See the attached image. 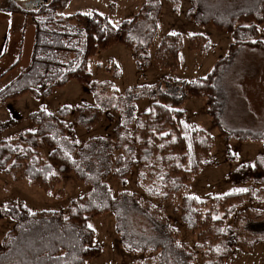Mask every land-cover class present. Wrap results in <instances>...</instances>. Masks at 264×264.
I'll return each mask as SVG.
<instances>
[{
    "label": "trees",
    "instance_id": "1",
    "mask_svg": "<svg viewBox=\"0 0 264 264\" xmlns=\"http://www.w3.org/2000/svg\"><path fill=\"white\" fill-rule=\"evenodd\" d=\"M192 1L195 8L190 16H195L197 23H213L231 34L227 55L206 77L194 81L162 77L154 84L117 95L112 83L94 82L88 70L90 58L101 50L116 44L126 46L133 51L139 70L151 63L171 71L182 66L181 33L165 35L154 56L150 55L159 31L162 0H146L132 19L119 25L98 12L62 16L71 0H50L34 11L8 0L4 11L30 17L35 39L29 66L0 91V102L27 94L49 95L75 80L89 86L96 105L66 106L57 114L33 112L28 118L34 131L0 141V172L27 180L48 193L60 184L61 175L70 173L91 187L89 193L71 202L67 214L33 212L24 203L3 207L0 218L10 219L14 225L0 247V264H87L101 252L89 221L110 212L127 253L155 255L137 264H197L196 251L180 242L179 232L157 205L128 191L114 197L105 180L111 176L127 185L135 166H139L138 177L149 199L166 202L179 195L176 212L186 229L196 235L201 264H225L234 256L241 243L240 233L227 222L248 203H264V184L252 183L245 192H236L239 188L235 187L212 198L182 194L209 166L214 147L209 133L184 122L182 107L190 96L205 98L206 113L226 141L264 144V123L249 125L238 117L243 104L239 84L242 63L247 53L264 57L259 29L264 23V0H258L257 9L246 11H238L235 4L225 8L220 0L219 5L209 4L211 0ZM189 48L206 56L212 43L207 36L196 34L190 37ZM107 89L114 93L103 95ZM146 100L153 101L150 110L138 112L137 104ZM116 111L121 113V123L113 128V138L94 137L80 145L75 127L91 128L103 118L112 123ZM68 117L72 120L66 121ZM10 123H0V130ZM44 146L50 149L47 159L41 153ZM135 218L146 221L149 232L138 230Z\"/></svg>",
    "mask_w": 264,
    "mask_h": 264
},
{
    "label": "rangeland",
    "instance_id": "2",
    "mask_svg": "<svg viewBox=\"0 0 264 264\" xmlns=\"http://www.w3.org/2000/svg\"><path fill=\"white\" fill-rule=\"evenodd\" d=\"M49 1L14 0L19 7L28 11H34ZM145 1L71 0L61 14L65 17L76 13L98 12L107 16L115 25H119L124 20L132 19ZM218 1L211 0L209 4L219 5ZM220 1L225 2L226 5L223 6L225 8L235 4L239 7L238 11L249 10V7L258 8V0ZM162 4L159 31L150 49V55L154 56L165 35L181 33L184 38L182 66L176 71H171L158 69L151 63L148 68L139 70L133 51L124 45L116 44L90 58L88 70L94 82H110L117 95H121L129 88L154 84L162 77L194 81L206 77L215 63L227 54L233 41L231 34L215 28L213 23L208 25L197 23L195 16H190L191 10L195 8L192 0H162ZM7 7L8 0H0V91L29 66L35 39V26L31 18L20 14H9L4 11ZM259 29L260 38L264 41V23L260 24ZM196 34L207 36L212 43V50L208 55L202 56L189 48L190 37ZM117 68H119L118 73ZM241 71L243 75L239 84L243 104L242 114L238 117L246 124L257 126L264 123V57L247 53ZM166 88V85H163V89ZM113 89L105 90L103 95L110 96L114 93ZM80 103L96 105L89 86L75 80L70 81L63 88L53 89L49 95L34 97L27 94L5 103L0 102V123L11 121L5 129L0 130V141L11 140L25 131H34L35 127L28 118L33 112L46 110L57 114L63 107H75ZM152 103L151 100L138 103V112L149 111ZM182 109L186 113L184 122L187 125L205 130L214 139L209 166L193 178L182 194L212 198L226 194L235 187L246 189L252 183L264 184V144L251 141H226L206 113L205 98L190 96ZM112 114L115 117L112 123L107 118H103L91 128L75 127L80 145L84 146L94 137L113 138L112 130L121 123V113L116 111ZM71 120V117L66 119V121ZM41 153L47 159L50 149L44 146ZM138 173L139 166H135L127 185H123L111 176L105 182L111 188L114 197L128 191L137 193L157 205L179 232L180 242L196 251V263L201 264V253L196 249V235L186 229L180 214L176 212V206L180 202L179 195L166 202L149 199L145 196ZM60 178V184L48 193L27 180L15 179L7 173L0 172V211L12 203H24L33 212L58 211L67 214L71 202L89 193L91 187L80 182L73 173L63 174ZM261 194L264 202V191ZM134 222L138 230L149 232L150 226L146 221L135 218ZM263 222L264 203H248L227 222V226L238 230L241 243L234 256L225 264H264L262 242L264 226H261ZM13 225L12 220L0 218V247ZM89 225L95 231V245L101 248V252L87 264H137L155 257L153 254H130L124 250L116 233L115 218L111 212L90 219Z\"/></svg>",
    "mask_w": 264,
    "mask_h": 264
},
{
    "label": "snow or ice",
    "instance_id": "3",
    "mask_svg": "<svg viewBox=\"0 0 264 264\" xmlns=\"http://www.w3.org/2000/svg\"><path fill=\"white\" fill-rule=\"evenodd\" d=\"M86 15H87V13H86ZM172 35H177L176 33H172ZM50 114V113H49ZM236 192H245V191H247V189H236L235 190ZM194 199H199L198 197H193ZM216 219H218L219 217H215ZM89 227L91 228L92 226L91 225H89ZM179 246V245H178Z\"/></svg>",
    "mask_w": 264,
    "mask_h": 264
},
{
    "label": "crops",
    "instance_id": "4",
    "mask_svg": "<svg viewBox=\"0 0 264 264\" xmlns=\"http://www.w3.org/2000/svg\"><path fill=\"white\" fill-rule=\"evenodd\" d=\"M227 53H228V51H227ZM226 55H227V54H226ZM226 55H225V56H226Z\"/></svg>",
    "mask_w": 264,
    "mask_h": 264
}]
</instances>
